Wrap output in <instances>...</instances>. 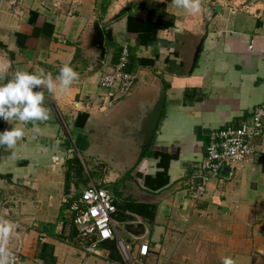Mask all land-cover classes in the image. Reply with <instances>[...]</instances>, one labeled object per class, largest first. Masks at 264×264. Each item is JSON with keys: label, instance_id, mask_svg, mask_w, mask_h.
Here are the masks:
<instances>
[{"label": "crops", "instance_id": "obj_1", "mask_svg": "<svg viewBox=\"0 0 264 264\" xmlns=\"http://www.w3.org/2000/svg\"><path fill=\"white\" fill-rule=\"evenodd\" d=\"M245 1L199 0L201 10L189 14L173 0H0V83L26 71L51 74L56 84L51 93L40 88L46 121L0 120V131L24 130L12 149L0 147V223L13 225L0 237V258L14 253L17 264H126L118 250L111 259L104 247L84 254L73 244L65 200L74 186L65 191V162L74 152L72 138L85 131L101 142L107 123L133 121L152 104L160 81L164 104L151 150L163 155L133 165V150L113 149L117 169L98 182L107 190L115 186L119 202L153 208L152 220L117 209L121 225L145 228L138 239L123 229L122 238L133 254L146 240L143 264H221L223 256L264 264V161L246 163L231 177L221 168L193 197L209 132L238 125L264 102V0ZM94 19L105 54L91 71L95 56L86 42ZM124 45L126 70L135 79L128 94L114 99L98 80ZM65 64L78 76L62 89L55 78ZM84 113L78 127L77 115ZM251 142L264 150V132ZM122 214L129 218L120 221Z\"/></svg>", "mask_w": 264, "mask_h": 264}, {"label": "built area", "instance_id": "obj_2", "mask_svg": "<svg viewBox=\"0 0 264 264\" xmlns=\"http://www.w3.org/2000/svg\"><path fill=\"white\" fill-rule=\"evenodd\" d=\"M128 57L127 46L124 45L118 62L99 77L98 86L113 90L114 99L126 95L133 85L135 76L126 70ZM262 132L264 102L256 105L249 118L238 125H228L209 132L204 156L198 166L199 183L194 186L193 197L204 193L208 182L219 177L221 168H226L227 176L231 177L236 168H241L246 163L264 161V150L256 148L251 142ZM75 193L68 194L65 200L75 229V247L84 254H98L103 242L114 241L126 264H143L148 250L146 240L139 241L136 254H133L130 244L117 234L114 220L117 208L112 193L92 181L78 192L77 198H72ZM0 264H17V257L14 253H2Z\"/></svg>", "mask_w": 264, "mask_h": 264}, {"label": "clouds", "instance_id": "obj_3", "mask_svg": "<svg viewBox=\"0 0 264 264\" xmlns=\"http://www.w3.org/2000/svg\"><path fill=\"white\" fill-rule=\"evenodd\" d=\"M177 8L185 10L189 14L201 10L199 0H173ZM77 72L65 64L59 68L56 80L62 89L77 79ZM41 86L51 93L56 87L51 74L43 72L36 74L26 71H16L6 82L0 83V120L9 122L16 121L21 124L35 121H46L48 112L43 106ZM24 136V130L19 126H11L0 131V147L12 149ZM13 225L8 222L0 223V237L7 238ZM221 264H235L230 256L221 257Z\"/></svg>", "mask_w": 264, "mask_h": 264}, {"label": "water", "instance_id": "obj_4", "mask_svg": "<svg viewBox=\"0 0 264 264\" xmlns=\"http://www.w3.org/2000/svg\"><path fill=\"white\" fill-rule=\"evenodd\" d=\"M254 1L255 0H246L245 4L248 5ZM103 38V32L97 20L94 19L91 24V32L86 42V47L89 50H92L95 56V64L92 68H90L91 71L98 68L102 63L105 54ZM198 51L199 47H196L193 60L196 59ZM163 104L164 86L160 81H158L157 95L152 104L147 107L143 106V108L140 110L139 114L136 115L133 121L119 120L111 124L107 123L104 130L101 131V133H103L104 135V139L102 138L100 140L111 139L114 142H128L125 146V149L133 150L134 158L132 164L135 165L141 158L142 152L148 147L151 139L155 134L161 118ZM73 151L76 152L74 146ZM122 228L135 238L141 237L145 232L144 225L140 222L136 224L132 222H125L122 224ZM126 242L131 243L130 241Z\"/></svg>", "mask_w": 264, "mask_h": 264}, {"label": "trees", "instance_id": "obj_5", "mask_svg": "<svg viewBox=\"0 0 264 264\" xmlns=\"http://www.w3.org/2000/svg\"><path fill=\"white\" fill-rule=\"evenodd\" d=\"M87 117H88V115L85 113L77 115L76 119L77 120L80 119L78 127H83ZM75 124H76V120H75ZM72 142H73V146L76 149V152H71V157L67 158V160L65 162L66 168H65L64 178H65V191L66 192H68L69 185L71 183L75 184V185H77L81 182L86 183L88 179L93 178V177L94 178L97 177L98 179H100L101 175H102V173L100 172V169L99 170H89L87 162H85L81 157V153L86 150V147L88 145V142L86 141V136L85 135H78L75 139L72 138ZM151 145L152 144L150 141V144L148 145V147L142 152L140 159H142L144 157H148V156H151V157H158L159 156L160 153L154 152L153 150H151ZM160 155H163V154L161 153ZM157 174H161V173H157ZM145 181H146V183L151 181L152 182L151 186H153L155 184L154 183L155 181L153 180V178H150V177H145ZM162 184L163 183L156 184L154 187H157V185L161 186ZM99 186L104 188V186L101 183H99ZM153 189H157V188H153ZM111 193H112V195H113V193L115 195H117L115 189H113V192H111ZM77 197H78V193L76 192L72 196V198H77ZM113 197H114V195H113ZM114 204H115L116 208L119 210L118 213H120V212L122 213L123 211H128L130 213L136 214L139 217H142L145 219L146 218L149 220L153 219V216H154L153 208L151 206H149L148 204L136 202V201H133L131 199H125L121 202L114 199ZM119 218H124V219L120 220V221H123V220L128 219L129 217H125L122 214ZM72 232H73L72 235H74L75 229H73ZM100 247H104L109 251L108 252L109 258L117 259L118 253H117V249H116L114 241H105L100 245Z\"/></svg>", "mask_w": 264, "mask_h": 264}, {"label": "rangeland", "instance_id": "obj_6", "mask_svg": "<svg viewBox=\"0 0 264 264\" xmlns=\"http://www.w3.org/2000/svg\"><path fill=\"white\" fill-rule=\"evenodd\" d=\"M84 134L86 136V141L87 142L89 141L90 145L88 146L89 147L88 152H82L81 157L85 162H87L89 170H99L100 169V172L102 174L103 173L105 174V173L112 171L113 169H117V164H116L117 158L115 157L113 153V149L123 148L125 150V146L128 142L118 144L117 142H114L111 139H110L111 140L110 143H107L106 140L108 139L102 140L100 142L97 137H96V140H94L95 137H91L90 135H87L85 131H84ZM71 143L70 145L73 144ZM125 153L127 155L128 151L125 150ZM90 181H92L94 184H99L98 183L99 179L97 177L96 178L93 177V178L88 179L86 183L81 182L77 185L73 184L74 186L73 192L74 191H76L77 193L80 192ZM114 188L115 186H112L111 188H109V190H113ZM114 219H116L115 228H116L117 234L120 237H123L122 225L117 221L118 218L116 216H114Z\"/></svg>", "mask_w": 264, "mask_h": 264}]
</instances>
